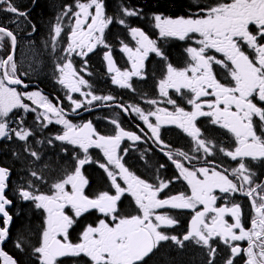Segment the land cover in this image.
I'll return each instance as SVG.
<instances>
[{
  "label": "snow or ice",
  "instance_id": "snow-or-ice-1",
  "mask_svg": "<svg viewBox=\"0 0 264 264\" xmlns=\"http://www.w3.org/2000/svg\"><path fill=\"white\" fill-rule=\"evenodd\" d=\"M192 4L195 9L190 7L187 16L169 18L154 15L155 27L161 37L194 40L199 45L187 48L191 62L186 67L176 68L170 62L166 63V74L159 81V95L165 98L163 102L173 105L174 111L165 108H157L148 114L140 108H133V111L143 120L155 144L163 145L161 125L174 124L194 141L196 147L193 151H202L203 155H190L179 150L175 154L171 150L165 152L178 172L158 183L133 174L122 162L121 152L126 154L127 149H120L121 141L125 138L139 141V135L123 130L116 120L111 121L116 129L112 135L101 134L91 122L73 124L65 118L63 108L55 106L39 91L23 94L17 90L15 86L24 84L17 74L12 54L17 45V35L0 23V50L5 48V42L11 46L6 57H0V139L16 137L27 142L33 135L23 126L25 117L20 115L21 110H37L24 102L26 98L44 109L36 117L41 127L53 122L63 125V133L54 139L83 153L81 156L80 152L61 149L66 153L70 167L61 165L62 174L51 184L41 173L31 171L35 180L48 184L47 192L40 191L33 181L28 182L27 189L19 191L22 200L31 201L36 209L44 213L38 242L30 244L28 240L23 243L18 240L16 243L20 251L25 250L24 243H29L37 264H63L61 258L65 257L77 258L75 264H161V242L169 240L180 248L185 247L186 241L207 247L208 264H215L216 248L210 243L213 238H219L230 249L224 264H233L235 257L242 252L246 256L244 264H264V182H258L257 173L248 163L252 161L264 165V0H192ZM122 11L127 17L141 15V10L127 6L122 7ZM0 12L11 14L8 19L14 22L16 17L27 20L29 16L14 0H0ZM64 17L69 21L68 31L64 32L67 47L65 55L60 58L65 62L56 65L59 73L56 82L70 93L90 97L85 102L68 95V100L74 105L71 111L77 113L85 107V103L92 105L94 101H113L115 98L112 95L83 92L82 87H91L81 75H91L87 72V61L84 60V67L77 70L70 59L73 54L87 57L98 46L110 49L104 33L114 22L113 17L106 16L103 0H75V7L65 4L56 16L54 41L61 37ZM117 22L121 25L126 23L124 19ZM31 28L34 32L36 25L32 24ZM129 30L136 46L133 48L125 44L122 51L128 54L132 63L130 71H121L115 66L111 52L104 53L107 71L115 74L112 83L121 88H132L129 82L132 77L145 78L141 69L149 53H155L164 61L168 59L156 41L144 31L136 27ZM214 53H220L221 58ZM217 65L224 70L225 81L219 78L221 73L214 67ZM169 89L181 99H186L192 110L180 107L177 100L169 95ZM202 97L213 99L202 100ZM147 103L155 105L158 101L150 99ZM150 116L155 117V123L150 121ZM198 117H208L211 125L231 133L235 138L234 147L228 149L214 142L213 138L220 135L216 128H206L202 133L196 125ZM13 123L18 126L11 127ZM93 148L103 153L106 162L92 160L89 150ZM217 152L236 162V166L229 171L215 159H209ZM29 155L40 159L36 151H29ZM193 161H197L199 166ZM90 163L103 169L110 181L106 190L91 197L85 192L89 180L83 172ZM9 176L10 169L0 167V219L3 224L0 227V244L9 236L12 220L8 211L12 200L6 194ZM181 180L186 182L189 192L169 195L165 191ZM162 192L164 197L160 195ZM236 193L249 198L254 213L250 218V227L242 222L240 204L217 206L218 200ZM125 197L132 198V203L128 205L132 211L122 214V198ZM159 209H190L194 213L190 228L182 239L163 230L174 226L177 221L169 214L157 212ZM93 211L103 218H98L95 223H82V219L86 220ZM226 216H231L233 222L229 223ZM77 229L79 240L73 242L70 237ZM245 240L247 247L244 249L231 243ZM0 257L3 264H18L2 250Z\"/></svg>",
  "mask_w": 264,
  "mask_h": 264
},
{
  "label": "flooded vegetation",
  "instance_id": "flooded-vegetation-1",
  "mask_svg": "<svg viewBox=\"0 0 264 264\" xmlns=\"http://www.w3.org/2000/svg\"><path fill=\"white\" fill-rule=\"evenodd\" d=\"M81 2H86V0H81ZM14 3L22 11H26L29 14L27 20L24 17H16L14 22L11 19H8L11 14L0 12V23H3L6 27L11 28V30H13L17 35V45L13 55L14 61L16 62V60L21 57L20 54L23 53L24 50L27 51L26 44L23 40V38L25 37V39L29 40V45L33 48V50L36 49V51L39 52L38 60L41 61L42 67H39L35 72H24L17 65V74L27 85V87L25 88H17L19 92H25L24 94H26L39 91L42 95L47 96L55 106L63 108L65 112V118L69 119L73 124L79 125L91 122L94 128L101 134L112 135L115 133L116 129L111 121L116 120L120 123L123 130L130 131L136 135H139L141 137V140L139 141H130L127 138L121 141L120 149H127L126 154L121 152L122 162L125 163L126 167H128L133 174L147 180L148 182L158 183L159 180H167L169 177H173L177 174L178 170L172 164L171 160H169L168 156L164 154L169 150H171L173 154H175V152L179 150L189 152L190 155H203L202 151L200 153H195L193 151L196 147L194 141H192L191 137L187 136L186 133H184L174 124L161 125L160 137L163 141V145L155 144L150 138L151 132L147 129L140 116L135 111H133V108H140L145 112V114H148V112L150 111H155L157 108H165L167 111H174L173 105H169L163 102L165 98L159 95V81L164 78L166 74V63L170 62L176 68L186 67L187 64L191 62L189 54L187 52V48L199 47V45H197L194 40L186 39L184 41H181L175 37H161L159 35V29L155 27L154 15L161 14L162 16L169 18L187 16L189 14L190 7L192 9H195V5L191 3L189 5V8H187L183 14H179L177 16L176 14H150L141 12V15L139 17H127L123 12H119L115 8L114 10L108 9L103 2L106 16L113 17L114 19V22L105 29L104 33V39L107 44L110 45V49H105L103 46H98L92 53H89L87 57L82 58L73 54L70 59H72L73 65L77 70L84 67V60L87 61V72L91 73V75H88L86 73H81V75H83L84 79L88 81L91 87H82L83 92L91 91L93 94L100 96L112 95L115 99L113 101L106 102L94 101L92 105H87L85 103L84 108L77 110V113H73L71 109L72 107H74V105H72L71 101L68 100V95H71L73 99L85 102L87 99H90V97L82 96L80 95V93H70L65 87L56 82L54 75L49 76L48 73H46V70H48L50 67V70L54 69V71H56V65L58 64L57 61L60 60L61 63L65 62L60 58L65 55L64 49H66L67 47L64 32H67L68 30H64V28L69 27L68 18H63V31L61 37L57 38L55 41L53 39L54 28L56 25V16L59 14L63 5L69 4L75 7V0H67V2L53 6L51 18L49 19V22L47 23L45 28L37 27L38 25H36L31 20V15L41 9L38 5H36L37 7H35L33 0H31L30 3L25 4L22 3L21 0H14ZM92 11H94V9ZM119 19H124L126 22L125 25L119 24L117 22ZM16 22L21 25L19 29H17L16 27ZM32 24L36 25V30L34 32L31 28ZM144 26L152 27V34L143 30ZM130 27L141 29L151 39L155 40L157 46L165 53L168 59L167 61H164L161 60L160 57L156 56L155 53H149L148 57L144 60V66L141 69L145 78L141 79L139 77H132L129 81L132 85V88H121L120 86L112 83V76L115 74L109 73L107 71V61L104 59V53L106 51L111 52V56L113 57L115 66L121 71H130L132 68V63L128 59V54L122 51V48L125 44L133 48H135L136 46L135 40L132 39L130 34ZM113 28H116V30ZM115 32L117 33L116 36L114 34ZM174 43H178L180 45L179 50L178 48L173 47ZM10 51V43L8 48L5 44V48L3 50H0V57H6L7 52ZM173 51H179L180 57H178V59H172ZM214 55L217 58H221L220 53H214ZM44 64H47L48 66ZM214 67L217 72L221 73L219 78L222 81H225V77L222 75L224 70L221 69L218 65ZM58 76L59 73L57 72L56 78ZM227 79L230 80V77H228ZM133 95H138V97H135ZM169 95L175 98L179 106L183 107L186 111L192 110V106L187 103V100L181 99L174 90L169 89ZM147 99H155L158 101V103L155 105L149 104L146 101ZM201 99L210 100L213 98L202 97ZM24 102L28 103L30 107L37 109V107L29 103L28 101ZM116 105H121V107H117ZM125 108H127L128 110L125 111ZM32 115L34 117H31ZM23 116L25 117V119H32V121L37 117L35 112L26 113ZM149 119L151 122L155 123L154 116H150ZM209 120L210 118L208 117L197 118L196 125L202 130V133L206 128H216V126L209 123ZM36 122L39 127H41L40 122L37 120ZM37 124H34L33 127H36ZM15 125L18 126L17 123H13L11 124V127L15 128ZM49 125L54 130V136L62 134V131L64 130L62 125ZM44 128L45 127H41V129ZM141 129H143V131H141ZM216 131L219 132L220 135H217L213 138L215 143H218L228 149L234 147L235 138L231 133H228L226 130L219 128H216ZM145 133H147V136H145ZM54 138L55 137H53L52 135L42 142L44 144L43 149L45 152H43V150L41 149L40 151L45 155L43 157L42 163H39V165H36L34 168V171L43 170V165L47 155H52L50 148L56 149V154L59 156V158H57L56 165L57 171L56 169L54 171L53 168L48 167L49 171H46L44 174L41 173L45 178H49L51 183L54 179L62 174L61 165L70 167V164L66 161V153L61 151V149L67 148L69 152H80L79 149L73 148V146L71 145L63 144L62 142L57 141ZM49 140H51L52 142L49 143ZM164 145H167V147H164ZM89 154L93 161L100 160L101 162H106V158L103 157V153L99 149H90ZM80 155L83 156V153L80 152ZM175 158L179 159V157ZM209 159H215L218 164L222 165L223 168H228L229 171L232 167L236 166V162L232 161L229 157H226L219 152H217L215 157H209ZM185 163L187 162L185 161ZM193 163H197V166H199L197 161H193ZM248 163L257 173L258 182H264V165L254 163L252 161H248ZM161 165H165V167H160ZM95 170H97L106 178L107 184L110 183L104 170L99 168L95 163L86 165L83 172L86 178L89 180V178L93 176ZM120 182L123 184V181ZM87 190H91L90 180L89 185L85 188L86 193ZM165 191L168 192L169 195H175L182 191L189 192L190 189L188 188L186 182L181 180L171 184L170 188L166 189ZM217 194L222 195L219 193ZM160 195L161 197H164V192H162ZM122 200V212L126 213L127 205L132 203V198L125 197L122 198ZM233 203L241 205L242 222L246 227H250V218L252 215H254V213L247 196L241 195L239 193L232 194L225 197L224 199L218 200L217 206H231ZM129 209L132 208L129 207ZM157 212L162 214H169L177 221L174 226L164 228L163 230L167 234L175 235L180 239H182L183 235L186 234L189 230L190 221L192 216L194 215V213L190 209H159L157 210ZM91 217L95 218V222H97L98 218H103L100 213L93 211L87 216V219L84 220L83 223H87V220ZM225 219L229 223L233 222L231 216H226ZM39 236L36 237L33 241H31L30 239V244H36L39 240ZM70 238L73 242H78L79 234H77V231L73 232ZM9 239L10 236L7 237V241ZM13 239L17 240V238H15L14 236ZM16 243L17 242H14L12 249L20 251L16 247ZM210 243L214 248H216L214 258L215 264H224L225 259L230 255V249L219 238H213ZM231 243L239 245L241 249L247 247L246 240L234 241ZM4 244L2 245V250ZM30 244L28 243V248L25 253H28L32 261L37 264L35 255L31 251ZM160 253L163 254L161 264H208V260L210 259L207 247L197 245L194 241H186L184 248H180L171 240L167 242H161ZM61 259L63 260V264H75V260L77 258L65 257ZM245 260L246 256L242 252L241 255L235 257L233 264H244Z\"/></svg>",
  "mask_w": 264,
  "mask_h": 264
},
{
  "label": "trees",
  "instance_id": "trees-1",
  "mask_svg": "<svg viewBox=\"0 0 264 264\" xmlns=\"http://www.w3.org/2000/svg\"><path fill=\"white\" fill-rule=\"evenodd\" d=\"M35 7L38 5L41 9L36 11L31 15V20L38 25L37 27H43L47 25L49 19L51 18V12L53 6L57 4H62L67 2V0H33ZM22 3H30L31 0H21ZM108 9L114 10L117 9L119 12L122 11V7L129 8H138L143 13H167L171 15L183 14L184 11L189 8V5L192 3V0H103ZM42 25V26H41ZM152 27L144 26L143 30L150 32L152 34ZM116 30V28H113ZM116 36V32L114 33ZM174 48H180L178 43L173 44ZM180 57L179 51L172 52V59H178ZM20 115H24L20 112ZM25 127L27 130L33 133V136L28 138L27 142L20 141L18 138L13 137L12 139H3L0 141V166L10 169L12 180L16 181V187L21 189H26L28 187V182L33 181L36 185L39 186L40 191L47 192L48 184H51L50 179L46 178L48 184L41 183L39 180H35L31 176V171H34L36 165L42 163L43 157L45 154L42 152H37L40 154V159H36L29 155V151H33L32 146H28L31 143L36 147L40 142H43L48 137H51L54 133L50 127L41 129L37 124L36 127H33L32 119L24 120ZM15 127H17L15 125ZM28 149V150H26ZM51 154L47 155L44 162V169L38 171V173L44 174L46 171H49V168L57 171V158L59 156L56 154V149H52ZM25 165V166H24ZM28 165V166H27ZM27 166V167H26ZM34 166V167H32ZM97 173V174H95ZM91 190H87V194L91 197L98 193L101 190H106L107 181L106 178L101 175L97 170H95L93 176L89 178ZM13 181L9 182V187L7 189V197L12 200L11 208L8 210L12 216L10 223L9 236L10 239L4 244L3 250L11 255L18 264H35L32 259L29 257L28 253L25 251L28 248V243H24L25 250L23 252L16 251L12 249L14 242L18 240L22 243L25 240L33 241L36 237L40 235L41 228L44 221V213L42 210L36 209L31 202L22 203L21 200L15 195ZM96 186V187H94ZM94 187V188H93ZM132 209H129L127 205V214L131 212ZM84 220L82 219V223ZM95 218L91 217L87 220V223H94ZM0 224L2 225V220L0 219ZM77 234H79V229H77ZM13 236L17 240L13 239ZM76 240V239H75ZM25 253V254H24Z\"/></svg>",
  "mask_w": 264,
  "mask_h": 264
},
{
  "label": "rangeland",
  "instance_id": "rangeland-1",
  "mask_svg": "<svg viewBox=\"0 0 264 264\" xmlns=\"http://www.w3.org/2000/svg\"><path fill=\"white\" fill-rule=\"evenodd\" d=\"M20 24L18 23V22H16V27H17V29H19L20 28ZM64 30H68V27H66V28H64ZM25 34V33H24ZM23 40H24V43L26 44V48H27V51H23V53H21L20 54V58L19 59H17L16 60V62L15 63H17V65H18V67H20V69H22L24 72H35V71H37V69L39 68V67H41V61L40 60H38V57H39V52H37L36 51V49H34L33 50V48L29 45L30 43H29V40H27V39H25V37L23 38ZM5 44L7 45V48L9 47V43L8 42H5ZM57 63H60V64H62L61 63V61L60 60H58L57 61ZM44 65H47V64H44ZM48 66V65H47ZM42 68V67H41ZM50 67H49V69L48 70H46V73H48V75L49 76H55V79L57 80V78H56V74H57V71H54V69L53 70H50ZM158 90H159V88H158ZM25 92H23V94H24ZM26 94H30V93H26ZM129 98H131V97H129ZM147 100H150V99H147ZM146 100V101H147ZM25 101H28L29 103H31L32 104V102L30 101V100H27L26 98H25ZM28 104V103H27ZM34 105V104H33ZM35 107H37L36 105H34ZM42 111H44V109L43 108H38L37 107V110H36V115L37 116H39V114L42 112ZM21 112L25 115L26 113H32V112H23L22 110H21ZM31 117H34L33 115L31 116ZM55 118L53 117V120H54ZM33 123L34 124H37V122H36V120H34L33 121ZM44 123H47V122H44ZM51 124H54V125H61V124H56V123H51ZM24 127H25V125H23ZM63 126V125H62ZM48 127H50L51 129H52V127L48 124V126L46 127V128H48ZM52 131H53V133H54V130L52 129ZM64 131V130H63ZM63 131H62V133H63ZM33 136V135H32ZM32 136H30V137H32ZM29 137V138H30ZM53 137H55L54 136V134H53ZM34 144H36V143H31L30 142V146H32V149H33V151H36V152H41L40 151V149L41 150H43V152H45L44 151V149H43V147H44V144L42 143V142H40L39 141V144L37 145L38 147H36ZM25 166V165H24ZM28 166V165H27ZM26 166V167H27ZM11 226V225H10ZM9 226V227H10Z\"/></svg>",
  "mask_w": 264,
  "mask_h": 264
},
{
  "label": "water",
  "instance_id": "water-1",
  "mask_svg": "<svg viewBox=\"0 0 264 264\" xmlns=\"http://www.w3.org/2000/svg\"><path fill=\"white\" fill-rule=\"evenodd\" d=\"M12 54L14 55V52H12ZM16 88L17 87H24V85L23 84H21V85H17V86H15ZM1 167V166H0ZM9 180H10V176H9V179H8V182H9ZM7 190V189H6ZM24 201V200H23ZM10 207H11V205L10 206H8V210L10 209ZM7 241V238L4 240V242L2 243V244H0V250H2V245L5 243ZM3 251V250H2ZM0 264H3V258L2 257H0Z\"/></svg>",
  "mask_w": 264,
  "mask_h": 264
},
{
  "label": "bare ground",
  "instance_id": "bare-ground-1",
  "mask_svg": "<svg viewBox=\"0 0 264 264\" xmlns=\"http://www.w3.org/2000/svg\"><path fill=\"white\" fill-rule=\"evenodd\" d=\"M5 252V251H4ZM7 254V253H6ZM8 255V254H7Z\"/></svg>",
  "mask_w": 264,
  "mask_h": 264
}]
</instances>
